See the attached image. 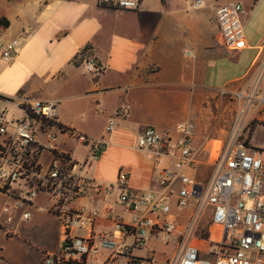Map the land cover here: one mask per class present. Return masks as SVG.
<instances>
[{"label": "crops", "instance_id": "0c3cea01", "mask_svg": "<svg viewBox=\"0 0 264 264\" xmlns=\"http://www.w3.org/2000/svg\"><path fill=\"white\" fill-rule=\"evenodd\" d=\"M195 1L142 0L139 10L128 11L116 0H0V95L54 100L62 126L103 141L100 158L86 168L99 184H115L126 173L133 189L158 197L181 189L180 175L203 182L214 143L227 141L233 132L237 120L232 110L240 112L242 101H251L250 117L264 122V0H201L199 8ZM102 2L112 6L101 7ZM228 3L244 8L247 46L241 50L225 45L218 24L217 9ZM12 39L19 40V53L5 63L1 49ZM87 46L86 59L93 57L104 68L99 76L89 73L84 63H73ZM229 98L239 102L228 103ZM125 108L128 115L117 117ZM111 120L116 126L108 132ZM184 122L196 125V170L179 167L172 156H159L157 147L139 148L146 128H156L175 143L176 126ZM261 133H252L251 147L264 148ZM58 147L82 164L90 155L89 147L66 135L59 136ZM50 159L45 154L44 164ZM163 169L176 174L167 187L159 182ZM7 202L0 194L2 222ZM171 202L170 219L185 224L193 209L178 208L175 197ZM50 204V197L41 194L30 220L9 223L10 228L19 225L17 236L0 230V264H41L46 254L58 250L60 227L48 212ZM76 205L100 211V230L112 231L107 219L111 214L132 223L117 190L79 199ZM124 242L143 264H168L178 246L177 239L165 243L160 234H153L143 248L133 247L132 236ZM112 253L105 250L97 259L106 260Z\"/></svg>", "mask_w": 264, "mask_h": 264}, {"label": "built area", "instance_id": "2783aa9c", "mask_svg": "<svg viewBox=\"0 0 264 264\" xmlns=\"http://www.w3.org/2000/svg\"><path fill=\"white\" fill-rule=\"evenodd\" d=\"M141 3L142 0H116L120 9L128 11L139 10ZM201 4V0H196L194 7ZM243 13L239 3L217 9L222 38L230 49L247 46ZM19 46L18 39L5 42L2 60L13 62ZM84 66L96 76L104 70L93 57L86 59ZM5 102L12 103L15 112L10 116L6 108L0 107V194L8 198L2 207L6 221L0 220V230L9 237L17 236L19 225L10 228L8 224L30 220L37 198L48 195L51 203L48 212L59 224L60 243L58 250L46 254L41 264H89L90 260L97 264H143L124 239L132 236L133 247L143 248L153 234H160L165 243L177 239L176 254L168 264H264V148L246 144L241 139L240 127L234 129L227 141L212 147L208 159L212 174L207 181L180 175L181 189L155 197L152 192L133 189L126 173H121L112 185L99 184L86 173L87 166L100 158L105 144L62 126L58 102L24 96ZM127 115L126 108L116 113L117 117ZM115 126V120H111L108 132ZM176 132L179 138L172 143L170 137L148 127L139 137L138 146L143 150L157 147L159 156H172L179 167L196 170L199 164L193 147L196 125L180 123ZM60 135L90 148L86 163L60 150ZM45 154L51 157L48 164L43 162ZM161 174L159 182L164 187L176 175L170 169H163ZM114 190L119 192V202L132 213V223L111 214L107 219L112 222V231L100 230V211L89 205L77 206L76 202ZM171 197L176 198L178 208L193 209L185 224L170 219ZM206 218L210 219L209 237L203 241L205 247H200ZM105 250L112 251V255L98 260L97 256Z\"/></svg>", "mask_w": 264, "mask_h": 264}, {"label": "rangeland", "instance_id": "374dc122", "mask_svg": "<svg viewBox=\"0 0 264 264\" xmlns=\"http://www.w3.org/2000/svg\"><path fill=\"white\" fill-rule=\"evenodd\" d=\"M254 97H256V96H254ZM10 100H12V99H10ZM229 102L238 103L239 100L237 98H235V99L229 98L228 103ZM242 102H243L242 106H244V105L245 106L242 107V110L240 112H238L236 110H232V106H230L231 110H232L231 112L234 113V116L236 117V120H237V122L236 123L234 122V124L232 125L233 126L232 131H234V129H237V128L239 129V127H240L241 139L245 142L246 141L248 142L250 139V136L252 135V133L255 132V130H262L260 140H264V122L263 123L257 122L255 119H252V117H250L251 116L250 114L254 111L253 102L246 101V100H243ZM0 106L6 108L8 110V112L10 113V116L12 113L15 112V106L12 103L0 102ZM251 145H254V144L251 143ZM214 146L218 147L219 143L215 142ZM209 166H210V169L204 175V181L203 182L207 181L212 174V166L210 164H209ZM209 223H210V219L206 218L205 223H204V229L202 230L201 235H200V240H199L200 247H205V243H203V241L207 240L209 237V233H208V229H207V227L209 226ZM33 241H35V243H38L35 239H33Z\"/></svg>", "mask_w": 264, "mask_h": 264}, {"label": "trees", "instance_id": "16d2710c", "mask_svg": "<svg viewBox=\"0 0 264 264\" xmlns=\"http://www.w3.org/2000/svg\"><path fill=\"white\" fill-rule=\"evenodd\" d=\"M101 7H109V6H112V3H106V2H102L101 4ZM90 50V46H87L84 50H82L73 60V63L77 66H81L83 65V63L85 62L86 60V55H87V52ZM0 100H4V101H7V100H10L9 98L7 97H4V96H1L0 95ZM246 144H249L247 141L245 142Z\"/></svg>", "mask_w": 264, "mask_h": 264}]
</instances>
